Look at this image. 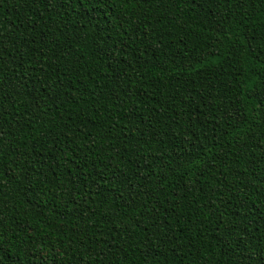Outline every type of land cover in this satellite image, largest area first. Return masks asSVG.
<instances>
[{
	"label": "trees",
	"instance_id": "16d2710c",
	"mask_svg": "<svg viewBox=\"0 0 264 264\" xmlns=\"http://www.w3.org/2000/svg\"><path fill=\"white\" fill-rule=\"evenodd\" d=\"M0 264H264V0H0Z\"/></svg>",
	"mask_w": 264,
	"mask_h": 264
}]
</instances>
